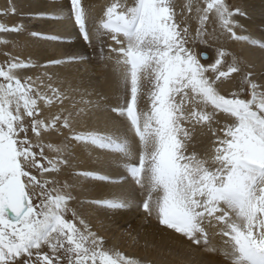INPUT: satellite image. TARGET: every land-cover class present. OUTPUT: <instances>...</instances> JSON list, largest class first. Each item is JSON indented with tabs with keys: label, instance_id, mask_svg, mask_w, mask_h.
<instances>
[{
	"label": "snow or ice",
	"instance_id": "1",
	"mask_svg": "<svg viewBox=\"0 0 264 264\" xmlns=\"http://www.w3.org/2000/svg\"><path fill=\"white\" fill-rule=\"evenodd\" d=\"M17 12L8 0L0 16ZM25 16L74 20L86 49L43 63L0 51V264H141L94 230L110 210L132 205L223 264H264V82L222 43L249 39L237 35L247 13L228 0H189L179 11L173 0H124L90 19L82 0H49ZM25 32L64 41L0 23V45L24 50L27 41L2 37ZM251 43L264 52V42ZM94 63L112 69L116 106L79 75ZM233 73L239 91L220 94L218 82ZM100 113L119 128L100 131ZM197 127L212 138L204 158L189 153ZM113 149L130 195L82 198L88 181L109 176L75 171L77 152ZM210 229L221 248L209 247Z\"/></svg>",
	"mask_w": 264,
	"mask_h": 264
},
{
	"label": "bare ground",
	"instance_id": "2",
	"mask_svg": "<svg viewBox=\"0 0 264 264\" xmlns=\"http://www.w3.org/2000/svg\"><path fill=\"white\" fill-rule=\"evenodd\" d=\"M8 0H0V9L6 6ZM16 5L18 12L16 15L0 16V23L8 26L14 24H24L28 31H42L45 35H59L64 41L71 42H53L37 40L28 36L27 32L17 36H5L9 40L27 41V47L22 51L13 49H4L1 45L0 51H13L21 59H32L34 62L43 63L41 59L50 56L54 59H64L67 55L74 53L82 54L86 49L82 39H78L73 21L64 20L59 24H45L38 20H29L25 14L46 7L49 0H11ZM122 3L124 0H82V3L88 9L90 19H96L103 15L106 7L113 3ZM189 0H175L177 11L181 5L188 3ZM230 4L240 7L247 13V18L237 17L243 30L237 29V35L246 36L247 41H229L223 42L226 50L236 53L241 60L248 65L246 72H251L252 79L257 83L264 82V52L258 45H253L251 41L264 42V0H230ZM202 46V45H201ZM215 47V46H214ZM89 58H92L91 49H87ZM3 57L0 56V60ZM226 70V69H225ZM33 74V73H29ZM79 75L87 81L99 93L108 98L107 103L110 106H116L117 101L113 95V77L112 69H105L102 63L89 65L87 72L81 70ZM240 74H231L227 79L218 82V91L220 94L229 95L239 91L241 83L237 79ZM238 82V83H236ZM100 121L97 127L100 131L109 126H116L118 123L104 122V114H98ZM116 128V129H117ZM199 127L195 131L198 130ZM201 129V128H199ZM200 144L189 146V153L195 152L199 157H206L212 150V138L207 129H201ZM196 135V134H195ZM47 140L54 141L53 135L46 137ZM195 140V139H194ZM111 155H106L101 150H95L91 155L84 152H77L79 161L75 171H93L101 175L109 176V181L101 182L96 180L88 181L85 185L82 198L85 199H109L122 200L130 195L129 184L121 178L125 175L121 163H110L116 159L115 150H108ZM97 157L102 158L103 162L98 163ZM133 199L140 200L142 197L138 193L133 195ZM103 224V228L99 227ZM94 230L100 231L101 235L107 240V246L115 247L128 257L138 260L141 264H223V257L219 253L210 252L204 246L189 245L176 239L170 230L165 231L156 227L155 221L145 219L141 212L134 206L127 209L110 210L106 216L99 218ZM215 229L209 230L210 245L221 248L223 240L215 235ZM136 239L133 240L132 237Z\"/></svg>",
	"mask_w": 264,
	"mask_h": 264
},
{
	"label": "rangeland",
	"instance_id": "3",
	"mask_svg": "<svg viewBox=\"0 0 264 264\" xmlns=\"http://www.w3.org/2000/svg\"><path fill=\"white\" fill-rule=\"evenodd\" d=\"M122 1H123V0H122ZM173 2L175 3V0H173ZM228 2L231 3L230 0H228ZM122 3H123V2H122ZM210 27H211V26H210ZM0 48H1V45H0ZM9 49H10V48H9ZM198 50H208V51H210L209 49H206L205 46H203V45L200 46V48H199ZM202 62H205V61H202ZM229 62H231V61H229ZM225 69H227V65H225ZM225 69H224V70H225ZM235 74H236V73H235ZM238 78H239V79H237L238 82L241 83L242 76L239 75ZM238 82H236V83H238ZM239 83H238V84H239ZM109 128H110V130H113V129H116L117 127H116V126H109ZM199 131H201V129L198 128L197 131H194V132H193V134H192V135H193V138H192V140L190 141V143H189V145H188V148H189V146H190L191 144H192V146H194V145H196V144H200V143H199L200 140H196L197 137L199 138V136H201V135H200L201 132H199ZM195 134H196V135H195ZM194 139H195V140H194Z\"/></svg>",
	"mask_w": 264,
	"mask_h": 264
}]
</instances>
